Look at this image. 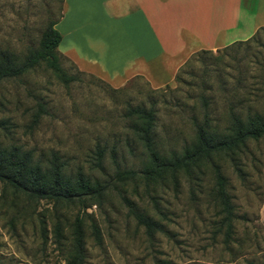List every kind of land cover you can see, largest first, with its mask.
Returning <instances> with one entry per match:
<instances>
[{
  "label": "rangeland",
  "instance_id": "1",
  "mask_svg": "<svg viewBox=\"0 0 264 264\" xmlns=\"http://www.w3.org/2000/svg\"><path fill=\"white\" fill-rule=\"evenodd\" d=\"M65 0H0V52L21 61L38 47L46 26L58 24ZM55 24V25H56ZM56 29V28H55ZM57 48L68 84L42 62L0 82V147L30 152L46 167L56 157L65 172H80L106 185L83 213L84 264H264V137L249 141L235 161L213 157L226 179L233 205L231 233L213 196L212 166L205 162L175 182L146 184L148 158L134 133L132 109L153 112L152 136L162 155L180 151L204 113L220 129L229 109L261 110L264 97V29L250 39L192 54L167 83L150 85L135 76L111 83L68 56L64 26ZM100 153V157H98ZM133 171L130 180L117 172ZM127 200L128 202H126ZM75 204L28 201L0 187V264H67ZM133 212L158 222L148 236ZM61 221L62 238L53 226ZM100 232L96 244L91 227ZM43 229V230H42Z\"/></svg>",
  "mask_w": 264,
  "mask_h": 264
},
{
  "label": "trees",
  "instance_id": "2",
  "mask_svg": "<svg viewBox=\"0 0 264 264\" xmlns=\"http://www.w3.org/2000/svg\"><path fill=\"white\" fill-rule=\"evenodd\" d=\"M55 24L51 22L46 26L38 47L30 49L21 61L13 60V56L7 52H0V82L4 79L18 77L42 62L63 84H68L73 80V77L66 75L57 60L59 56L57 48L61 35L53 27ZM262 29L264 27L257 31ZM262 106L261 110L247 112L245 115L230 108L225 121L226 125L222 129L208 118L207 113H204L200 122L194 121V135L191 143L178 152L169 151L167 155H162L155 150L152 136L153 112L141 108L130 110L128 116L134 118L135 136L142 144L148 158L147 166L140 173L143 180L146 184H162L168 180L175 182L179 174L191 175L194 170L199 171L205 162H209L214 175L213 196L223 215L225 234L228 237L231 233L230 228H232L231 221L234 218L233 205L226 190V179L219 165L215 164L212 159L225 156L234 162L235 156L241 153L249 141H258L264 137V99ZM100 156L99 153L98 157ZM32 157L30 152L22 151L17 147H0V187L28 201L52 203L55 209H67L78 204L83 212L76 214L69 224L71 249L68 253L67 264H84L83 213L87 208L86 204L101 199L107 187L80 172L66 173L65 165L60 163L56 157L51 158L52 160L46 167L35 162ZM135 176L136 173L133 171L117 172L115 175L117 180H130ZM133 216L148 236L162 230L158 222L144 214L133 212ZM91 229L94 241L100 244L99 229L95 225ZM53 235L55 242L60 244L62 238L60 220H57L53 226Z\"/></svg>",
  "mask_w": 264,
  "mask_h": 264
},
{
  "label": "crops",
  "instance_id": "3",
  "mask_svg": "<svg viewBox=\"0 0 264 264\" xmlns=\"http://www.w3.org/2000/svg\"><path fill=\"white\" fill-rule=\"evenodd\" d=\"M65 2L53 27H65L68 56L113 84L139 76L162 85L192 54L245 41L264 27V0Z\"/></svg>",
  "mask_w": 264,
  "mask_h": 264
},
{
  "label": "bare ground",
  "instance_id": "4",
  "mask_svg": "<svg viewBox=\"0 0 264 264\" xmlns=\"http://www.w3.org/2000/svg\"><path fill=\"white\" fill-rule=\"evenodd\" d=\"M97 8V7H96ZM92 25V24H91ZM87 27V26H86ZM154 62V61H153ZM150 63V62H149ZM151 66V65H150Z\"/></svg>",
  "mask_w": 264,
  "mask_h": 264
}]
</instances>
